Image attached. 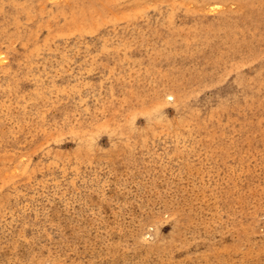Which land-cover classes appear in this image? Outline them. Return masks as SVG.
<instances>
[{
	"label": "rangeland",
	"instance_id": "obj_1",
	"mask_svg": "<svg viewBox=\"0 0 264 264\" xmlns=\"http://www.w3.org/2000/svg\"><path fill=\"white\" fill-rule=\"evenodd\" d=\"M245 1L0 0V264H264Z\"/></svg>",
	"mask_w": 264,
	"mask_h": 264
},
{
	"label": "bare ground",
	"instance_id": "obj_2",
	"mask_svg": "<svg viewBox=\"0 0 264 264\" xmlns=\"http://www.w3.org/2000/svg\"><path fill=\"white\" fill-rule=\"evenodd\" d=\"M248 1H249V0H247V1H245V2L248 3ZM245 2H244V3H245ZM249 2H251V1H249ZM251 4H252V2H251ZM251 4H250V5H251ZM246 5H247V4H246ZM248 5H249V4H248ZM250 5H249V6H250ZM249 6H248V7H249ZM254 7H255V6H254ZM257 8H258V7H257ZM263 9H264V8H263ZM248 10H249V9H248ZM251 11H252V10H251ZM252 12H254V11H252ZM256 13L258 14L257 11H256ZM230 15H231V14H230ZM252 15H253V13H252ZM260 15H261V14H260ZM253 16H254V15H253ZM258 16H259V14H258ZM258 16H257V17H258ZM225 17H226V16H225ZM253 18H255V17H253ZM263 18H264V17H263ZM223 19H224V18H223ZM233 19H234V18H233ZM258 21L261 22L262 20H261V19L259 20V17H258ZM229 22H230V20H229ZM221 23H222V22H221ZM250 23H251V22H250ZM258 23H259V22H258ZM216 24H217V23H216ZM227 25H228V23H227ZM227 25H226V26H227ZM231 25L233 26V23H232ZM231 25H230V26H231ZM215 26H216V25H215ZM224 26H225V25H224ZM232 26H231V27H232ZM249 26H250V25H249ZM253 26H255V24H253ZM228 27H229V26H228ZM234 27H235V26H234ZM247 27H248V26H247ZM252 28H253V27H252ZM255 28H256V27H255ZM259 28H260V27H259ZM198 29H199V28H198ZM242 29H243V28H242ZM202 30H203V29H202ZM227 30H228V29H227ZM253 30H254V29H253ZM255 30H256V29H255ZM229 32H230V31H229ZM239 32H240V31H239ZM198 33H199V32H198ZM223 33H224V32H223ZM234 33H236V32H234ZM203 34H204V33H203ZM213 34H215V33H213ZM218 34H219V33H218ZM240 34H241V33H240ZM230 35H231V34H230ZM232 35H233V34H232ZM242 35H243V34H242ZM251 35H252V34H251ZM255 35H256V34H255ZM259 35H260V34H259ZM212 36H213V35H212ZM212 36H210V37H212ZM227 36H228V35H226V37H227ZM201 37H202V35H201ZM239 37H240V36H239ZM203 38H204V37H203ZM218 38H219V37H218ZM233 38H235V37L233 36ZM243 38H244V37H243ZM243 38H241V39H243ZM251 38H252V37H251ZM251 38H250V39H251ZM211 39H212V38H211ZM222 39H223V38H222ZM230 39H232V38L230 37ZM230 39H229V41H230ZM243 40H244V39H243ZM263 40H264V38H263ZM218 41H219V39H218ZM226 41H227V40H226ZM235 41H236V40L234 39V42H235ZM238 41H239V39H238ZM215 42H217V41H215ZM219 42H220V41H219ZM236 42H237V41H236ZM251 42H252V41H251ZM263 42H264V41H263ZM211 43H212V42H211ZM213 43H214V42H213ZM222 43L224 44V42H222ZM222 43H221V44H222ZM232 43H233V42H232ZM237 43H238V42H237ZM253 43H254V42H253ZM221 44H220V45H221ZM229 44H230V43H229ZM233 44H234V43H233ZM241 44H243V42H241ZM245 44H246V42H245ZM245 44H244V45H245ZM249 44H251V43H249ZM249 44H248V46H249ZM235 45H237V44H235ZM235 45H234V46H235ZM222 46H223V45H222ZM226 46H227V45H226ZM256 46H257V45H256ZM227 47H229V46H227ZM227 47H226V48H227ZM236 47H237V46H236ZM222 48H223V47H222ZM229 48H230V47H229ZM238 48H239V47H238ZM241 48H242V46H241ZM220 50H221V48H220ZM222 50H224V49H222ZM229 50H230V49H229ZM231 50H232V49H231ZM231 50H230V51H231ZM241 50H242V49H241ZM241 50L239 49L238 51H241ZM231 52H233V51H231ZM235 52H236V51H235ZM227 53H228V52H227ZM227 53H226V54H227ZM244 53H245V52H244ZM226 54H225V55H226ZM231 54H232V53H231ZM239 55H240V54H239ZM233 56H236V55L234 54ZM241 56H242V54H241ZM241 56H240V57H241ZM243 57L245 58L244 55H243ZM243 57H242V58H243ZM260 59H261V58H260ZM242 60H243V59H242ZM168 94H169V93H168ZM169 96H171L170 98H174V97H175V95H174L173 93H170Z\"/></svg>",
	"mask_w": 264,
	"mask_h": 264
}]
</instances>
